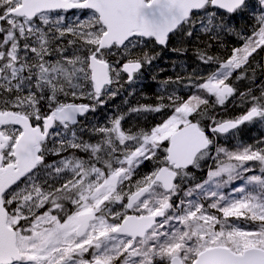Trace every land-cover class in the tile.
Segmentation results:
<instances>
[{"label":"snow or ice","instance_id":"snow-or-ice-1","mask_svg":"<svg viewBox=\"0 0 264 264\" xmlns=\"http://www.w3.org/2000/svg\"><path fill=\"white\" fill-rule=\"evenodd\" d=\"M261 54L264 0H0V264H264Z\"/></svg>","mask_w":264,"mask_h":264},{"label":"trees","instance_id":"trees-1","mask_svg":"<svg viewBox=\"0 0 264 264\" xmlns=\"http://www.w3.org/2000/svg\"><path fill=\"white\" fill-rule=\"evenodd\" d=\"M235 23L238 25L245 24V21L237 18ZM228 46L231 47L233 41L230 38H225ZM196 41H192L191 46H196ZM176 46V42L174 41L172 45H170L169 49H164L160 52L159 58L153 63L152 67L145 70L144 78L139 85H135L133 87L136 88L135 95L128 97L129 105H136L137 103H145L151 102L155 99L156 95L160 91L158 84L161 80L167 77H175L178 74H182L185 69L184 65H188L187 71H191L193 67H195V61L192 55L189 53L186 56H181L180 54L171 51L172 47ZM264 56V54H261ZM257 59H261V57H257ZM156 77L154 81L152 78ZM241 89L245 87L242 83L240 85ZM119 107L121 109H125L126 106L124 104L123 97H117L115 100L111 101L109 106L106 109L99 111L96 114V118L98 120L103 121L105 115L112 111L113 108ZM225 118L238 115L239 109L236 107H229L226 112H221ZM131 119L128 123H133ZM239 138L244 140L247 143H253L258 137L264 135V126L260 124H249L241 126L239 130ZM196 177L198 180H202L205 178L203 172H197Z\"/></svg>","mask_w":264,"mask_h":264},{"label":"flooded vegetation","instance_id":"flooded-vegetation-1","mask_svg":"<svg viewBox=\"0 0 264 264\" xmlns=\"http://www.w3.org/2000/svg\"><path fill=\"white\" fill-rule=\"evenodd\" d=\"M174 42V41H173Z\"/></svg>","mask_w":264,"mask_h":264},{"label":"rangeland","instance_id":"rangeland-1","mask_svg":"<svg viewBox=\"0 0 264 264\" xmlns=\"http://www.w3.org/2000/svg\"><path fill=\"white\" fill-rule=\"evenodd\" d=\"M240 135V134H239Z\"/></svg>","mask_w":264,"mask_h":264}]
</instances>
